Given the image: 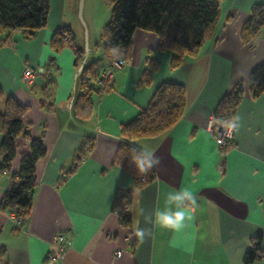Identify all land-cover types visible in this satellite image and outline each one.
I'll return each mask as SVG.
<instances>
[{"label": "crops", "instance_id": "0c3cea01", "mask_svg": "<svg viewBox=\"0 0 264 264\" xmlns=\"http://www.w3.org/2000/svg\"><path fill=\"white\" fill-rule=\"evenodd\" d=\"M218 2V19L206 31L198 54L184 56L175 69L170 66L173 52L159 48L156 34L136 29L124 66L114 71L108 91L91 95L92 113L85 120L73 111L80 93L75 54L69 47L54 51L50 41L67 27L82 61L97 62L98 74L105 70L110 57L96 50V0L82 1L83 22L80 0H50L44 28L32 35L0 33V112L9 96L25 106L24 129L46 149L35 165L37 186L26 221L15 224L0 209V264H242L254 237L261 236L264 249V91L253 98L246 83L264 62V27L247 43L240 38L252 5L264 0ZM148 58L157 69L151 83L141 85ZM25 66L39 72L31 85L21 81ZM241 81L242 99L231 115L239 117L234 145L221 160L208 130L210 118ZM164 82L185 86V112L167 132L132 141L136 150L147 149L160 160L152 179L140 181L144 174L136 179L123 159L120 130L147 107ZM80 150L84 155L76 161ZM28 151V140L19 136L11 172ZM10 183L0 172V201ZM184 188L193 191L197 207L173 243V232L146 218L154 221L157 210L167 207L168 194ZM118 189L133 191L131 227L121 226L113 210ZM137 227L149 230L143 241L133 235ZM57 233L71 245L62 258L51 259L50 244ZM253 264H264V258Z\"/></svg>", "mask_w": 264, "mask_h": 264}, {"label": "trees", "instance_id": "16d2710c", "mask_svg": "<svg viewBox=\"0 0 264 264\" xmlns=\"http://www.w3.org/2000/svg\"><path fill=\"white\" fill-rule=\"evenodd\" d=\"M111 7V18L105 27L103 50L109 57H115L110 50L117 48L118 55H130L132 35L136 29L156 34L161 50L173 52L170 66L177 68L184 56L195 57L200 49L204 35L216 23L219 16L217 0H107ZM50 12V0H0V33L7 36L14 31H23L28 35L44 28ZM264 27V2L253 4L250 14L244 22L240 38L244 43ZM2 41H5L3 39ZM50 45L54 51L69 47L75 54L79 94L74 98L73 111L81 120L88 119L92 113L91 95L108 91V84H99L97 62L82 63L81 51L76 47L72 31L66 27L59 28L52 36ZM139 84L149 85L157 63L150 58ZM247 87L253 98L264 91V62L256 66L249 74ZM1 92V87H0ZM244 83L238 82L222 97L213 115L216 120L231 117L242 99ZM186 89L183 84L164 82L155 90L147 107L140 111L130 122L121 126L124 140L123 159L135 176L140 174L132 163L133 156L140 153L132 141L161 135L174 127L185 112ZM26 107L14 98L7 97L4 109L0 112V172L7 174L10 186L0 201V209L15 211L16 217L23 224L29 217L33 206L34 192L37 186L34 176L35 165L46 153L42 141L32 138L25 131L22 118ZM23 136L29 142V151L20 158L17 171L11 172V162L15 157V141ZM76 157L80 160L84 154ZM145 181L152 179V170L143 175ZM137 179V178H136ZM133 200L131 189H118L115 193L113 210L118 214L121 226L131 227L132 215L129 208ZM261 236L251 240V248L245 252L242 264H253L264 258Z\"/></svg>", "mask_w": 264, "mask_h": 264}, {"label": "clouds", "instance_id": "9594fccd", "mask_svg": "<svg viewBox=\"0 0 264 264\" xmlns=\"http://www.w3.org/2000/svg\"><path fill=\"white\" fill-rule=\"evenodd\" d=\"M110 51L116 55V58H119V55H122V53L118 55L119 50L117 48H113ZM238 121L239 117L237 116L233 117L230 121H221L220 123L229 131H232L237 128ZM132 163L139 174H147L154 167L159 165L160 160L153 152L143 149L140 153L133 156ZM166 205L167 207L165 210H157L154 221H151V218H146V220L154 222L162 229L173 232V243H175L176 235L182 233L193 219V213L197 207V198L190 188H184L168 194ZM173 205L175 206V211L172 209ZM149 234L148 229L140 227H137L133 232V235L140 241H143Z\"/></svg>", "mask_w": 264, "mask_h": 264}, {"label": "built area", "instance_id": "2783aa9c", "mask_svg": "<svg viewBox=\"0 0 264 264\" xmlns=\"http://www.w3.org/2000/svg\"><path fill=\"white\" fill-rule=\"evenodd\" d=\"M125 56L119 55V58L112 57L109 60L108 66L105 70H103L99 74V84H108L111 80L113 73L115 70L121 69L124 66L125 63ZM39 76V72L30 67L25 66L21 72V81L24 84L31 85L35 82L36 78ZM231 117H225L220 120H216L214 115L212 114L209 122V133L212 135L216 149L219 152V156L221 160L225 157V154L230 150L234 145V138H235V131L236 129L229 131L226 127H224L223 124H221V121H230ZM219 168L221 169V164L219 165ZM140 181H145L144 176L139 177ZM8 216L14 221L15 224H19L20 220L16 217L15 211L8 212ZM128 240H131V235H128ZM71 245V241L62 233H57L53 236L50 244V254L49 257L51 259H59L62 258V256L65 254L66 249ZM115 255L119 257L121 255V250H117L115 252Z\"/></svg>", "mask_w": 264, "mask_h": 264}, {"label": "rangeland", "instance_id": "374dc122", "mask_svg": "<svg viewBox=\"0 0 264 264\" xmlns=\"http://www.w3.org/2000/svg\"><path fill=\"white\" fill-rule=\"evenodd\" d=\"M96 2L98 3V6H97L98 7L97 8V21H98V25L100 26V34H99V37H98L96 50H97L98 54L103 57L105 53H104V50H103L102 42H103V36H104V32H105V27H106V25L108 24V22L110 21V18H111V7H110V5H109L107 0H96ZM110 58H112V57H110ZM80 59H82V55H81Z\"/></svg>", "mask_w": 264, "mask_h": 264}, {"label": "water", "instance_id": "95a60500", "mask_svg": "<svg viewBox=\"0 0 264 264\" xmlns=\"http://www.w3.org/2000/svg\"><path fill=\"white\" fill-rule=\"evenodd\" d=\"M82 1L83 0H80L79 11H78V16H79V18H80L81 21H82ZM62 27H65V26H62ZM86 50H87V48H86ZM82 63L84 64L86 62L83 60ZM81 69H82L81 67L78 68L77 73H76V78L78 76V73H80Z\"/></svg>", "mask_w": 264, "mask_h": 264}]
</instances>
